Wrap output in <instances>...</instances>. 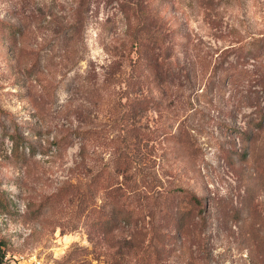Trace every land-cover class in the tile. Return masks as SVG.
<instances>
[{"label": "rangeland", "instance_id": "374dc122", "mask_svg": "<svg viewBox=\"0 0 264 264\" xmlns=\"http://www.w3.org/2000/svg\"><path fill=\"white\" fill-rule=\"evenodd\" d=\"M0 264H264V0H0Z\"/></svg>", "mask_w": 264, "mask_h": 264}, {"label": "trees", "instance_id": "16d2710c", "mask_svg": "<svg viewBox=\"0 0 264 264\" xmlns=\"http://www.w3.org/2000/svg\"><path fill=\"white\" fill-rule=\"evenodd\" d=\"M182 193L178 195L175 214L181 219L192 215L194 206L200 204V198L189 189H181ZM168 197V196H167ZM131 217V216H130Z\"/></svg>", "mask_w": 264, "mask_h": 264}]
</instances>
